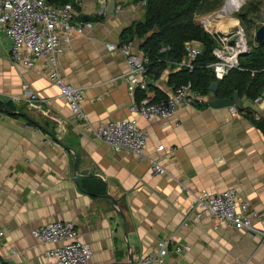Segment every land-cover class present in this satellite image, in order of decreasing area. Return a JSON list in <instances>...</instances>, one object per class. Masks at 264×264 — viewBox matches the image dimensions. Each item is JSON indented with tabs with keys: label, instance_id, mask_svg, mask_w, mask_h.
<instances>
[{
	"label": "crops",
	"instance_id": "0c3cea01",
	"mask_svg": "<svg viewBox=\"0 0 264 264\" xmlns=\"http://www.w3.org/2000/svg\"><path fill=\"white\" fill-rule=\"evenodd\" d=\"M111 1L81 0L78 14L94 16L102 3L105 13L89 20L92 26H85L83 34L74 31L60 58L66 81L85 87L87 122L75 116L51 84L45 58L32 66L10 59L11 42L0 29V99L7 102L26 88L34 90L40 97L36 105L12 101L13 110L49 122L48 130L79 153L80 170L76 182L71 150L26 117L0 110V256L7 264H47L53 244L34 238L31 229L72 220L93 250L90 264H134L154 252L158 240L171 236L192 249L172 253L168 264H264L258 234L214 229L209 217L191 215L185 224L198 194L236 188L256 213V227L264 229V133L244 111L264 118V99L255 104L256 97L239 95L242 108H217L209 101L222 97L210 90L196 105L182 107L168 125L137 116L148 136L144 155L115 151L95 137L94 129L136 116L129 109L128 63L121 48L131 44L141 50L145 38L135 26L144 15L141 0H114L117 9L108 13ZM179 70L154 66L150 94L163 98L178 81ZM154 161L164 174L153 170ZM85 169L93 172L81 173ZM97 182L106 186L104 195L91 192Z\"/></svg>",
	"mask_w": 264,
	"mask_h": 264
},
{
	"label": "built area",
	"instance_id": "2783aa9c",
	"mask_svg": "<svg viewBox=\"0 0 264 264\" xmlns=\"http://www.w3.org/2000/svg\"><path fill=\"white\" fill-rule=\"evenodd\" d=\"M80 4L81 0H70L64 5H56L48 0H0V29L11 42L10 59L24 66H32L40 58H45L51 84L58 87L59 95L66 100L75 116L87 122L89 118L83 106L85 87L67 82L60 69V58L73 32L83 34L85 26H92L91 21L84 22L79 19L80 14L76 10ZM141 4L144 7L146 0H141ZM104 5L102 3L97 16L105 13ZM206 29L216 40V46L213 48L216 61L211 63L210 67L218 81L232 68H238L240 56L249 53L254 45L258 44L256 39L251 42L240 26L231 41L227 34L222 37L215 36L211 28ZM195 42L198 41L186 42V54L181 61L170 60L164 63L193 72L203 50L200 46H194ZM167 48L169 47L162 50ZM121 51L128 63L126 78L131 98L129 109L136 116L101 123L94 129V135L117 152L129 151L142 156L148 136L140 126L137 116L146 119L157 118L164 125H168L170 118L182 107L196 105L203 95L195 88L193 80L189 79L185 83L174 85L163 98L155 99L150 94L149 74L152 61L149 54L134 50L131 44L123 46ZM157 62H162V59L159 58ZM263 99L264 93L258 95L254 103L260 104ZM8 100L17 103L25 101L34 106L40 101V97L34 90L26 88L21 95H13ZM35 128L39 129L38 126ZM163 149L164 145L158 146V150ZM153 170L159 174L166 172L157 161L153 162ZM194 204L195 209L187 216L188 222L185 224H189L191 215L197 219L209 217L213 221L214 229H243L258 234L264 245V229L254 224L256 213L251 210L248 201L241 197L238 189L201 192L194 199ZM3 235L4 232L0 231V239ZM31 235L41 242L53 244L46 252L47 264L91 263L93 250L90 244L82 239L76 223L72 220H58L34 227L31 229ZM191 249V245L178 242L173 236L163 237L158 240L154 252L140 256L134 264H168V257L172 253L181 254L190 252ZM0 264H7L2 256ZM178 264L190 263L182 261Z\"/></svg>",
	"mask_w": 264,
	"mask_h": 264
},
{
	"label": "trees",
	"instance_id": "16d2710c",
	"mask_svg": "<svg viewBox=\"0 0 264 264\" xmlns=\"http://www.w3.org/2000/svg\"><path fill=\"white\" fill-rule=\"evenodd\" d=\"M48 1L56 5H64L70 0ZM201 1L146 0L145 21L140 20L135 26H137L138 34L145 38L140 49L149 54L152 61L151 69L158 64L166 65L164 62L170 60L181 61L186 54V42L202 43L204 48L197 59L195 70L191 73L188 69L175 72L179 77L175 85L191 79L195 88L202 95H206L211 90V83L217 80L210 67V64L216 61L213 53L216 40L205 27L195 21V13ZM164 47L169 48L164 51L162 50ZM159 58L162 59L160 63L157 62ZM239 62L238 68H232L223 79L219 80L216 91L218 96L233 97L235 92H238L240 96L246 95L247 98L254 99L264 93V42L258 43L249 53L241 55ZM7 104L12 109L15 108L12 101L7 100ZM0 110H6L1 101ZM244 111H247L256 126L264 133V118L256 119L249 108ZM14 116L20 117L19 115ZM99 183H96V187H90L91 192L95 195H104L106 186L104 183Z\"/></svg>",
	"mask_w": 264,
	"mask_h": 264
},
{
	"label": "rangeland",
	"instance_id": "374dc122",
	"mask_svg": "<svg viewBox=\"0 0 264 264\" xmlns=\"http://www.w3.org/2000/svg\"><path fill=\"white\" fill-rule=\"evenodd\" d=\"M227 1L202 0L195 13V21L201 26L211 28L215 36L219 35L222 37L223 34H227L229 41L234 38L240 26L247 34L249 40L253 42L255 40V31L264 22V0H242L235 10L225 12L229 11L223 9ZM143 12L145 14V9ZM213 14L216 17L210 22L208 18H211L210 16ZM229 18L231 19L230 23H228ZM140 20L145 21V15ZM202 47L204 48L203 45Z\"/></svg>",
	"mask_w": 264,
	"mask_h": 264
},
{
	"label": "water",
	"instance_id": "95a60500",
	"mask_svg": "<svg viewBox=\"0 0 264 264\" xmlns=\"http://www.w3.org/2000/svg\"><path fill=\"white\" fill-rule=\"evenodd\" d=\"M117 9L116 6V2L114 0H112L109 5L106 8V11L108 13H113L115 10ZM79 18L81 21H89L92 20L93 18H97V14L94 16H87L85 14H80ZM255 39L257 40L258 43H263L264 42V24H262L255 32ZM219 86V81L218 80H214L211 83L210 89L213 92H216ZM0 101L4 104V107L6 108V111L9 115H19L22 117H26L27 120L33 124H35L36 126H38L39 128H41L42 130H44L45 132H47L49 135H51L53 137V139L60 144L61 146H63L65 149L67 150H71L74 153L75 156V160H74V180L77 182L78 181V176H79V153L77 151H75L71 146H69L68 144H65L64 142H62V140L60 138H58L57 135H55L53 132H51L50 130H48V126H49V122H46L44 124L38 122L30 113L28 112H24V111H19L16 110L14 111L8 104L6 101L1 100ZM209 105L212 107H227V106H236L239 108H242L244 106V102L242 99H240L238 92H235L233 97H222V98H214L213 100L209 101ZM93 171L91 169H85L83 171H81V173L83 174H91ZM123 216V215H122Z\"/></svg>",
	"mask_w": 264,
	"mask_h": 264
},
{
	"label": "bare ground",
	"instance_id": "6f19581e",
	"mask_svg": "<svg viewBox=\"0 0 264 264\" xmlns=\"http://www.w3.org/2000/svg\"><path fill=\"white\" fill-rule=\"evenodd\" d=\"M241 1L242 0H228L226 2V5L223 7V9L229 10V11H225V12H231V11L235 10L238 7V5L240 4ZM221 11H223V10H221ZM210 17L211 18H209V20H211V22H212V19H214V17H216V15L213 14ZM228 21H229L228 23H230L231 19L229 18Z\"/></svg>",
	"mask_w": 264,
	"mask_h": 264
}]
</instances>
